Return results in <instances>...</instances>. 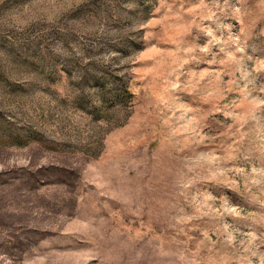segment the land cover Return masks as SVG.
Listing matches in <instances>:
<instances>
[{"label":"rangeland","instance_id":"374dc122","mask_svg":"<svg viewBox=\"0 0 264 264\" xmlns=\"http://www.w3.org/2000/svg\"><path fill=\"white\" fill-rule=\"evenodd\" d=\"M0 264H264V0H0Z\"/></svg>","mask_w":264,"mask_h":264}]
</instances>
